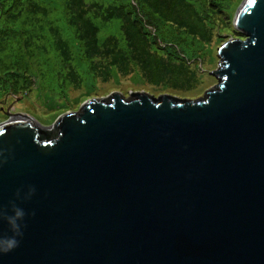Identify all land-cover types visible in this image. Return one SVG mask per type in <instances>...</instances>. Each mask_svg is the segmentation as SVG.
Listing matches in <instances>:
<instances>
[{
	"label": "water",
	"instance_id": "95a60500",
	"mask_svg": "<svg viewBox=\"0 0 264 264\" xmlns=\"http://www.w3.org/2000/svg\"><path fill=\"white\" fill-rule=\"evenodd\" d=\"M232 21L202 96L0 123V264H264V0Z\"/></svg>",
	"mask_w": 264,
	"mask_h": 264
},
{
	"label": "trees",
	"instance_id": "16d2710c",
	"mask_svg": "<svg viewBox=\"0 0 264 264\" xmlns=\"http://www.w3.org/2000/svg\"><path fill=\"white\" fill-rule=\"evenodd\" d=\"M237 1L0 0V96L27 93L35 77L39 99L62 113L77 104L70 88L79 101L127 75L191 90L199 77L186 61L232 27Z\"/></svg>",
	"mask_w": 264,
	"mask_h": 264
},
{
	"label": "rangeland",
	"instance_id": "374dc122",
	"mask_svg": "<svg viewBox=\"0 0 264 264\" xmlns=\"http://www.w3.org/2000/svg\"><path fill=\"white\" fill-rule=\"evenodd\" d=\"M242 1L243 0H238L237 3L234 5L231 18L232 20L235 11L240 6ZM232 20V27H228L229 30H227V27H222L221 34L214 35L209 46L206 45L204 49H201V51H197L198 54L194 57V61H192L194 58L186 61V63L189 64L190 68H192L193 70L195 69V71L198 72L199 77V79L197 78V80L194 82V86L191 90H177L173 88H166L165 84L151 85L148 83H144L143 85H141L134 83L137 78H131L130 75H127L121 79L123 82V86L115 84L114 81L111 79L107 82L99 81L98 85L100 86V91H97V93L93 92L92 94L87 95L84 98H80L79 101L76 97L81 94H84L82 93L83 90H75L73 88H70L69 97L74 102H77V104H74L70 107H64V109H62V113L77 110L78 106L87 98L94 99L109 96L114 91H119V93H121L125 97H127L130 92L136 91H145L154 96H158L162 93L183 98H197L199 96H202L205 90H209L217 82V78L213 72L214 69L220 66V58L217 54V46L225 42L229 38L243 39L242 32L237 29L236 25L233 24ZM218 22L221 23L220 21ZM159 43L163 45L161 41ZM35 79V77H31L30 89L27 93L7 92L6 94L0 96V123L11 120V114H15L12 115L14 117L19 114L28 115L32 117L37 123H39L42 129H49L50 126L54 123L56 117L61 113H58L57 110H55V108H57L56 104L51 107L45 105L39 99L38 91L36 90V85L34 83ZM162 89H167V91H162ZM18 117L19 116H17L16 118Z\"/></svg>",
	"mask_w": 264,
	"mask_h": 264
},
{
	"label": "clouds",
	"instance_id": "9594fccd",
	"mask_svg": "<svg viewBox=\"0 0 264 264\" xmlns=\"http://www.w3.org/2000/svg\"><path fill=\"white\" fill-rule=\"evenodd\" d=\"M16 215L24 216L25 213L17 212ZM13 232H14V235L11 237L0 238V250L6 252L18 246L19 241L16 239V237L22 235V232L20 231V227L18 226L15 230H13Z\"/></svg>",
	"mask_w": 264,
	"mask_h": 264
},
{
	"label": "bare ground",
	"instance_id": "6f19581e",
	"mask_svg": "<svg viewBox=\"0 0 264 264\" xmlns=\"http://www.w3.org/2000/svg\"><path fill=\"white\" fill-rule=\"evenodd\" d=\"M109 98V97H108ZM19 118V117H18ZM11 119V118H10ZM16 119V117H14V116H12V120H15ZM39 124V123H38ZM40 125V124H39Z\"/></svg>",
	"mask_w": 264,
	"mask_h": 264
}]
</instances>
